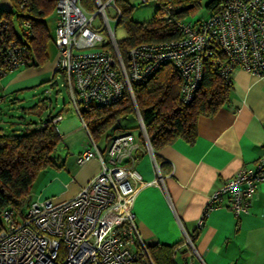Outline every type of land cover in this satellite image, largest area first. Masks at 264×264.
<instances>
[{"label":"built area","instance_id":"2783aa9c","mask_svg":"<svg viewBox=\"0 0 264 264\" xmlns=\"http://www.w3.org/2000/svg\"><path fill=\"white\" fill-rule=\"evenodd\" d=\"M31 1L18 0L17 5L23 10ZM48 1L54 3L55 13V72L61 75L68 105L85 132L76 162L81 166L96 158L100 169L67 201H30L20 221L12 210L3 211L0 264H153L147 251L149 243L139 237L132 210L137 192L147 185L134 167L136 138L130 132H119L101 148L89 133L82 111L93 104H117L127 92L139 134L152 153L132 87L145 84L159 68L170 64L181 79L180 99L188 104L200 87L205 62L229 82L237 69L264 76V0H218L206 9L207 17L192 22L170 16L167 3L157 18L173 26L178 37L136 45L128 50L126 60L118 52L106 14L111 7L118 25L121 12L115 0H91L96 6L94 13L82 5V0ZM97 17L99 22L94 24ZM29 28L22 20L16 32L7 19H0V80L29 62L28 48L23 44L26 36H32ZM62 119L60 114L53 123ZM263 180L264 154L211 194L199 222L224 196L235 216L247 213ZM185 238L192 246L191 238Z\"/></svg>","mask_w":264,"mask_h":264},{"label":"crops","instance_id":"0c3cea01","mask_svg":"<svg viewBox=\"0 0 264 264\" xmlns=\"http://www.w3.org/2000/svg\"><path fill=\"white\" fill-rule=\"evenodd\" d=\"M11 9L10 0H0V17ZM51 16L55 23L54 11ZM53 27L49 32L52 42ZM53 68L55 74L56 61ZM196 129L194 144L177 140L156 153L135 137L134 167L147 182L132 206L139 237L150 245L173 246L175 264H264V180L247 213L235 216L224 196L199 222L211 194L264 154V76L234 70L229 102L212 117L200 116ZM75 135H66L72 140L64 144L67 156L56 161L58 168L37 175L29 202L67 201L98 174L96 158L77 164L85 135Z\"/></svg>","mask_w":264,"mask_h":264},{"label":"trees","instance_id":"16d2710c","mask_svg":"<svg viewBox=\"0 0 264 264\" xmlns=\"http://www.w3.org/2000/svg\"><path fill=\"white\" fill-rule=\"evenodd\" d=\"M10 2L12 9L2 12L0 19H7L13 30L12 16H15L18 25L22 20L29 23L32 36H26L23 40L29 52V62L25 67L41 66L47 60L46 50L50 40L49 30L44 21L52 15L54 3L48 0H32L31 4L22 10L17 5L18 0ZM116 2L118 0H115ZM167 3L170 6V16L177 19L185 20L188 15H193L200 8V0H156L153 20L139 24L128 19L131 7L122 1L119 3L117 7L120 9L121 17L118 24L124 23L127 33L122 42H117V49L123 60H126L128 50L136 45L178 37L173 26L157 18L161 6ZM216 4L218 0H211L206 9H211ZM24 11L30 12L33 16L22 14ZM55 86L57 96L59 89L53 82L51 88ZM180 88L181 79L178 71L170 64L159 68L145 84L132 87L148 142L155 153L177 140L189 145L194 144L197 139V119L200 116H214L229 102L231 82L222 79L212 66L205 62L200 87L190 103L185 104L181 101ZM65 92L67 94L66 90ZM63 103V109L69 108L68 100ZM44 106L45 102L41 100L30 109L39 114ZM133 114H135L133 105L125 92L119 103L111 106L90 105L82 111L81 117L87 123L93 139L99 143L119 133V121ZM58 115L60 113L39 122H30L20 129L0 126V216L5 210L22 215L23 209L29 203L31 187L37 175L47 168H58L54 155L57 154L61 136L57 124L53 123ZM138 141L144 145L140 134ZM1 229L0 223V231ZM147 251L153 264H175L173 246L148 244Z\"/></svg>","mask_w":264,"mask_h":264},{"label":"rangeland","instance_id":"374dc122","mask_svg":"<svg viewBox=\"0 0 264 264\" xmlns=\"http://www.w3.org/2000/svg\"><path fill=\"white\" fill-rule=\"evenodd\" d=\"M126 3L131 10L128 14V19L134 23H148L154 18L156 11V4L153 2L141 3L140 0H118L116 5L120 2ZM211 0H200V8L193 15H188L185 21H195L197 19L207 17L206 5ZM83 5L89 7L88 11L94 13L96 6L91 0H83ZM91 9V10H89ZM26 16H33L30 12H22ZM106 14L110 20V26L114 29V36L117 42H122L126 37V29L124 23L115 26L113 21V9L108 7ZM54 16H49L45 19V24L49 32L54 25ZM99 22V17L95 19L94 24ZM12 25L14 30L18 32V24L15 21V16H12ZM103 37L107 34L105 31L100 32ZM87 52V51H85ZM47 60L44 64L38 67L20 68L4 76L0 80V126H13L18 129L30 122H39L47 119L49 116L53 117L57 113L63 115V119L57 123L58 132L62 135L61 141L57 147V152L63 155H54L56 161L67 156L65 143L71 141L72 138L67 139L66 135L84 134L82 124L74 110L70 107L63 109V102L67 101V94L64 88L61 87L62 78L59 73L54 74L53 64L57 60V50L50 39L47 50ZM23 73V74H22ZM18 76V77H17ZM55 82L59 93L55 96L56 86L51 88V84ZM49 90V93H46ZM64 99V101H63ZM44 100L45 106L38 114V112L31 111L33 106ZM50 100V103H49ZM119 132H130L134 137L139 135V123L136 114L129 115L119 121ZM116 134V133H115ZM65 136V137H64ZM101 147H105V142L101 143ZM26 208L23 209V212ZM20 215H16L17 220H21ZM0 223L3 225V218L0 216Z\"/></svg>","mask_w":264,"mask_h":264}]
</instances>
